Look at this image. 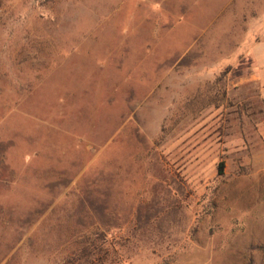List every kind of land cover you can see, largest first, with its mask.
Masks as SVG:
<instances>
[{
  "label": "rangeland",
  "instance_id": "rangeland-1",
  "mask_svg": "<svg viewBox=\"0 0 264 264\" xmlns=\"http://www.w3.org/2000/svg\"><path fill=\"white\" fill-rule=\"evenodd\" d=\"M255 26L264 0H0V264L96 232L105 264H264Z\"/></svg>",
  "mask_w": 264,
  "mask_h": 264
},
{
  "label": "trees",
  "instance_id": "trees-1",
  "mask_svg": "<svg viewBox=\"0 0 264 264\" xmlns=\"http://www.w3.org/2000/svg\"><path fill=\"white\" fill-rule=\"evenodd\" d=\"M231 68H228L226 72H229ZM225 164L221 162L219 165L220 174L224 173ZM114 247V243L108 239L104 232H96L92 237L87 238L82 249L73 259L69 260L67 264H76L82 261V264H105L110 255V249ZM113 258L110 264H123L120 259ZM97 259V260H96Z\"/></svg>",
  "mask_w": 264,
  "mask_h": 264
},
{
  "label": "crops",
  "instance_id": "crops-1",
  "mask_svg": "<svg viewBox=\"0 0 264 264\" xmlns=\"http://www.w3.org/2000/svg\"><path fill=\"white\" fill-rule=\"evenodd\" d=\"M255 30L257 31L255 36V56H250L255 62V75L261 84V95L264 98V26H255ZM256 37L259 38L256 39Z\"/></svg>",
  "mask_w": 264,
  "mask_h": 264
}]
</instances>
